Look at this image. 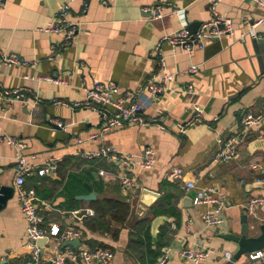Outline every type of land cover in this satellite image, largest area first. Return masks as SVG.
<instances>
[{
  "label": "crops",
  "instance_id": "1",
  "mask_svg": "<svg viewBox=\"0 0 264 264\" xmlns=\"http://www.w3.org/2000/svg\"><path fill=\"white\" fill-rule=\"evenodd\" d=\"M66 1L8 0L0 7V53L18 59L12 65L0 62V82L4 89L25 88L30 102L36 97L41 99L37 112L31 104L24 103H15L7 114L0 108V135L24 140L27 153L34 155L38 164L50 159L59 161L54 175L41 177L33 170L26 176L25 187L35 189L48 205L41 209L43 227L47 231L53 225L61 231L78 230L80 247H104L115 253L111 264H156L166 248H170L167 264H189L179 256L187 248L214 251L201 264H227L225 254L233 257L239 250L238 243L229 237L241 235V218L248 214L246 205L264 197V184L255 185L257 180L264 181V122L247 133L242 124L245 114H259L264 103V52L259 54L248 37L250 27L245 22L260 15L248 0H223L217 9L222 16L232 19L234 35L209 41L204 50L192 55L162 44L171 72L199 66L197 73L178 77L158 97L143 94L139 99L146 118L164 113L166 118L161 123L168 128L166 131L157 125H126L97 141L79 144V139L99 130L100 116L55 105L54 100L82 101L84 89L95 80L117 84L121 94L142 88L158 68V43L179 29L180 22L177 16L155 20L144 11L160 0H75L70 20L81 25L78 35L71 46L52 51L62 39L42 29ZM211 1L169 0V10L185 9L189 26H197L210 19ZM46 75H55L61 82L38 79ZM188 85L195 89L193 96L185 92ZM191 100L203 107L204 120L187 126L185 133H181L176 125L191 120ZM51 119L61 120L64 129L51 126ZM233 137L239 138L237 157L228 163L218 162L217 154ZM101 147H114L136 158L150 147L157 163L151 170L137 169V187L123 192L116 179L107 180L99 175L101 170L124 173L120 162L88 161L83 157L84 152ZM173 167L185 171L183 182L168 178ZM15 179V151L0 142V186L5 191L0 208V264H27L30 257L27 224L20 210ZM189 181L196 182L201 189L212 188V195L224 201L221 225L206 226L202 214L209 207L185 200L196 194L186 189L185 183ZM89 188L96 195L94 200L82 198L91 193ZM145 189L158 196L143 195ZM103 199L131 206L126 222L107 219L110 231L86 225L95 215L92 202ZM88 210L94 215L85 216ZM74 211H79L82 219L74 217ZM254 214L258 215L257 224L264 223V206L258 205L253 214H248L249 224L253 223ZM158 216L169 220L161 222L154 239L152 221ZM144 220H149V226ZM259 234V230L252 229L249 236ZM54 247L52 237L41 246V264H52ZM78 248L63 246L73 251ZM249 256H242L234 264H253Z\"/></svg>",
  "mask_w": 264,
  "mask_h": 264
},
{
  "label": "built area",
  "instance_id": "2",
  "mask_svg": "<svg viewBox=\"0 0 264 264\" xmlns=\"http://www.w3.org/2000/svg\"><path fill=\"white\" fill-rule=\"evenodd\" d=\"M8 0H0V7H4ZM75 0H67L64 2L57 13L54 15L50 23L42 29L46 33L57 35L61 37V44L54 45L52 51L59 49L61 46L68 47L75 41L81 25L70 20V12ZM259 7L264 8V0H251ZM223 0L211 1V17L209 20L203 22L196 33L192 34L189 31V22L185 9L172 8L169 5V0H160L154 7H147L144 9L146 13L152 15V19L161 20L167 16H177L180 22V28L175 32L164 36L158 43L156 49L158 51V68L146 81L145 85L132 92L121 94L120 88L113 82L93 81L90 86L84 89V100L82 101H63L54 100L55 105H62L71 107L73 109H82L96 113L101 118V126L99 130L90 134L86 138L78 140L79 144L85 141H97L104 137L111 131L120 129L126 125L145 127L148 125H157L162 130L166 131L168 128L161 123V120L166 118L163 112H158L152 118H146L142 114V106L139 99L143 94H148L152 98L169 90L170 84L178 77L187 74H194L199 71V66L192 65L186 69L171 72L165 55L162 50V44L168 43L174 49L179 48L184 53L192 55L197 50H204L207 42L214 38L221 39L224 35H234V23L232 19L222 16L218 12V6ZM249 25V33L256 40H264V31L259 32L258 28L264 27V16H260L250 24L249 19H245ZM54 60V56H50ZM0 62L8 65L17 64L18 59L13 55L0 53ZM38 79L47 82L59 84L61 81L55 75L41 76ZM27 90L23 87H16L14 89H4L0 82V108L3 114H7L15 103L31 104L35 111L37 106L41 103V99L35 98L33 102L27 99ZM185 92L193 96L195 89L193 85H188ZM189 111H191L192 118L185 124H177L176 129L179 132L185 133L186 127L203 123L204 109L196 101L189 102ZM37 112V111H36ZM264 122V103L261 105L259 114L247 113L242 119L243 131L247 133L253 129L258 128ZM51 126H57L64 129V124L59 119H51L49 121ZM209 127V126H208ZM0 142L5 143L15 151V188L17 190V198L20 205L21 213L27 224V237L29 260L27 264H41L42 263V248L39 241L52 237L55 239V247L53 250L52 264H66L72 262L76 264H111L115 253L108 248L95 247L90 248L87 245L79 247L77 250L63 249V244L67 241L80 239L81 233L76 229H67L61 231L60 227L53 225L49 231L43 227L44 218L41 214V209L47 207V203L41 200L33 188H26V176L33 170H37V174L41 177L54 175L59 169V161L57 159H50L44 163H36L35 156L27 153L28 145L22 139L11 135H0ZM239 138L233 137L228 140L217 154L216 160L222 163L233 161L238 155ZM83 157L88 161L97 159H106L110 162H120L125 172L122 174H115L109 171L101 170L99 175L104 179H116L123 192H131L137 187V169L151 170L155 167L157 161L154 150L150 147L144 149L140 157H134L129 154L121 153L114 147H101L95 151H87L83 153ZM185 171L181 167H173L169 173L168 178L174 182H183ZM188 191H195L196 195L193 199L195 205L207 206L209 209L202 214L203 223L209 227H216L224 222L222 216L225 209V203L222 199L215 198L212 195L213 189H201L197 187V183L189 181L185 183ZM264 206V197H259L251 200L246 205V212L253 214L256 206ZM73 216L82 219L79 216V211L72 212ZM94 212L88 210L85 216H93ZM214 254L212 250H199L197 248L183 249L180 251V258L189 264H201L208 259L210 255ZM226 259L231 260L230 253L225 254ZM170 258V248H166L162 256L157 260L156 264H167ZM250 260L255 264L257 261L264 263V250L250 254Z\"/></svg>",
  "mask_w": 264,
  "mask_h": 264
},
{
  "label": "water",
  "instance_id": "3",
  "mask_svg": "<svg viewBox=\"0 0 264 264\" xmlns=\"http://www.w3.org/2000/svg\"><path fill=\"white\" fill-rule=\"evenodd\" d=\"M249 3H251V5L254 7V9L257 11V13L260 16H264V8L263 7H259L257 6L256 3H254L251 0H248ZM255 21V19H252L250 21V24H253ZM201 25V24H200ZM200 25H190L189 26V31L190 33L194 34L196 33V31L198 30V28L200 27ZM264 31V27L263 29L259 30V32ZM248 37H250L253 41V43L255 44V46L259 49V54L262 52H264V40H256L253 39V37L251 36V34H248ZM219 39L214 38L211 41H217ZM57 129H62L60 127L54 126ZM264 181L260 180V181H256L255 185H263ZM89 191L91 192L92 190L89 188ZM145 194H152L155 197L158 196V194L153 193L147 189H145L143 191V195ZM5 191L4 189L1 188L0 186V208L2 207V204L5 201ZM196 194L193 195H188V197L185 198L186 201H190L193 202V199L195 197ZM82 198H85L86 200H94L96 198V195L91 192L89 195L87 196H83ZM147 205H151L150 202H145ZM254 218H253V223L249 224V215L248 214H243L242 218H241V224H242V229H241V235L240 236H235V235H230L229 239L235 241L236 243H238L239 245V250L237 251V253L232 257L231 260L228 261L227 264H234L235 262H237L238 260L241 259L242 256L246 255V254H252V253H256L259 250H263L264 249V223L262 224H257L256 219L258 218L257 214H254ZM164 220L168 221L169 218L165 217V216H158L155 218L154 221H152V236L154 239H156V234H157V229L159 227V225L161 224V222H163ZM252 229L255 230H259L260 234L256 237H250L249 233ZM47 241L46 239L40 240L39 241V245L43 246L45 244V242ZM72 246L74 248H78L81 245V242L79 239H75L72 241H67L63 244V246Z\"/></svg>",
  "mask_w": 264,
  "mask_h": 264
},
{
  "label": "trees",
  "instance_id": "4",
  "mask_svg": "<svg viewBox=\"0 0 264 264\" xmlns=\"http://www.w3.org/2000/svg\"><path fill=\"white\" fill-rule=\"evenodd\" d=\"M77 178V176H73ZM92 208L95 211L93 218H90L86 225L91 229H104L110 231V226L107 219L111 221L124 223L128 220L131 213V206L127 202H122L114 199H103L92 202ZM160 210H156V212ZM149 226V220H144Z\"/></svg>",
  "mask_w": 264,
  "mask_h": 264
}]
</instances>
